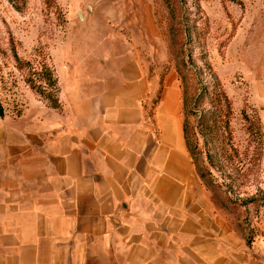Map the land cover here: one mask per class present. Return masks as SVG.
Wrapping results in <instances>:
<instances>
[{
	"label": "crops",
	"instance_id": "obj_1",
	"mask_svg": "<svg viewBox=\"0 0 264 264\" xmlns=\"http://www.w3.org/2000/svg\"><path fill=\"white\" fill-rule=\"evenodd\" d=\"M241 1L234 66L264 125V0ZM119 67L84 87L66 73L70 118L0 116V264H264V232L248 241L196 171L179 85L149 116L148 73Z\"/></svg>",
	"mask_w": 264,
	"mask_h": 264
},
{
	"label": "rangeland",
	"instance_id": "obj_2",
	"mask_svg": "<svg viewBox=\"0 0 264 264\" xmlns=\"http://www.w3.org/2000/svg\"><path fill=\"white\" fill-rule=\"evenodd\" d=\"M241 4V0H0V104L13 117H44L53 123L70 118V104L63 98L67 79L69 86L84 87L101 73H119L122 63L134 61L148 73L155 93L147 103L149 116L159 104L164 79L170 77L179 85L183 118V80L194 94L199 82L218 77L233 103L236 150H230L234 161L221 168L224 174L205 185L213 199L238 218L251 241L264 232V130L259 110L248 101V84L234 66L235 35L247 12ZM251 24H244L247 33ZM233 41L232 60L227 62ZM106 62L112 65L102 72ZM44 64L58 78L57 88L41 79L47 73Z\"/></svg>",
	"mask_w": 264,
	"mask_h": 264
},
{
	"label": "trees",
	"instance_id": "obj_3",
	"mask_svg": "<svg viewBox=\"0 0 264 264\" xmlns=\"http://www.w3.org/2000/svg\"><path fill=\"white\" fill-rule=\"evenodd\" d=\"M44 68L47 73L41 79L49 86L57 88L58 78L53 69L47 64H44ZM183 83L184 136L195 168L208 187V184L217 180L218 174L222 173L221 168L227 165L228 161H234L230 153V150H236L231 127L233 103L218 77L211 81L199 82L194 94L190 93L184 80ZM4 115V108L0 104V116ZM207 163L213 168L207 166ZM214 167L217 172L213 170ZM231 167L236 169L235 166ZM229 175H232V172Z\"/></svg>",
	"mask_w": 264,
	"mask_h": 264
},
{
	"label": "water",
	"instance_id": "obj_4",
	"mask_svg": "<svg viewBox=\"0 0 264 264\" xmlns=\"http://www.w3.org/2000/svg\"><path fill=\"white\" fill-rule=\"evenodd\" d=\"M80 16H81V17H83V14H82V13H80Z\"/></svg>",
	"mask_w": 264,
	"mask_h": 264
}]
</instances>
